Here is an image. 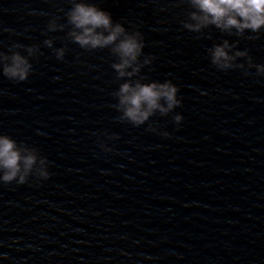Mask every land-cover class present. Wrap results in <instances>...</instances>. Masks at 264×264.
Wrapping results in <instances>:
<instances>
[{
    "label": "water",
    "instance_id": "95a60500",
    "mask_svg": "<svg viewBox=\"0 0 264 264\" xmlns=\"http://www.w3.org/2000/svg\"><path fill=\"white\" fill-rule=\"evenodd\" d=\"M88 2L142 33L140 60L154 59L140 77L170 80L181 105L120 121L117 58L67 37L70 0H0V51L39 45L27 80L0 69V134L37 149L49 172L0 182V264H264V75L246 58L248 74L218 70L209 51L227 40L264 64V29L191 32L183 0ZM53 18L62 31H48Z\"/></svg>",
    "mask_w": 264,
    "mask_h": 264
},
{
    "label": "clouds",
    "instance_id": "9594fccd",
    "mask_svg": "<svg viewBox=\"0 0 264 264\" xmlns=\"http://www.w3.org/2000/svg\"><path fill=\"white\" fill-rule=\"evenodd\" d=\"M71 9L66 13L67 23L71 25L67 37L73 43L86 50L108 48L117 62L111 67L116 73V79L125 82L119 85L118 91L113 95L118 99L114 105L120 113L119 120L127 121L134 126L145 124L155 113L165 116L181 105L178 98V87L170 80L159 82H143L140 77L141 69L152 63L153 57L145 56L143 61L144 38L139 31H129L119 22H113L111 15L97 7L88 0H70ZM190 4L195 11L187 15V19L181 21L183 27L191 32H202L209 26L221 31L236 30L238 36L244 37L245 30L258 33L264 29V0H183ZM48 31L63 30L65 25L58 24L56 18L49 21ZM253 39L254 37H245ZM44 44L52 48L53 39L49 38ZM23 46L14 44L5 54L0 51V69L3 76L16 82L28 79L32 64L30 57L37 55L39 45H33L24 49L27 55L19 51ZM236 44L230 45L227 40L223 44H216L209 50L211 63L218 69L226 71L233 68L245 69V64H237L238 58L247 59V69L255 68L257 75H264V64H253L252 57L245 51H235L230 54ZM57 59H63L65 48L54 50ZM247 69H245L246 74ZM133 77H139L132 79ZM177 125L183 117L180 114L174 116ZM149 130L155 131L150 126ZM167 136L168 133H162ZM100 147L104 151H111L104 143ZM38 150L27 144L17 142L7 135L0 134V182L5 184L15 182L18 185L25 184L30 175L37 179H48V161L46 157L39 159L37 165ZM36 166V167H34Z\"/></svg>",
    "mask_w": 264,
    "mask_h": 264
}]
</instances>
